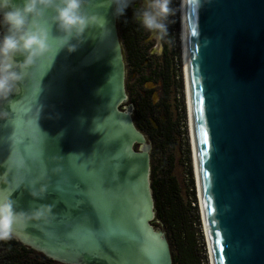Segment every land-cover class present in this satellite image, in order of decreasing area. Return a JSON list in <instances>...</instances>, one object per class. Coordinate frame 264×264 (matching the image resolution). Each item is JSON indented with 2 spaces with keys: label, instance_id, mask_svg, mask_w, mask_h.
Instances as JSON below:
<instances>
[{
  "label": "water",
  "instance_id": "water-1",
  "mask_svg": "<svg viewBox=\"0 0 264 264\" xmlns=\"http://www.w3.org/2000/svg\"><path fill=\"white\" fill-rule=\"evenodd\" d=\"M107 3L89 0L100 22L74 52L58 50L62 33L51 24V51L0 100V175L8 179L0 195L11 193L17 210L55 205L50 223L18 226L13 238L58 263L173 264L153 225L151 147L132 106H121L125 57ZM181 9L210 264H264V0H182ZM45 171L48 190L33 198L30 182Z\"/></svg>",
  "mask_w": 264,
  "mask_h": 264
},
{
  "label": "clouds",
  "instance_id": "clouds-1",
  "mask_svg": "<svg viewBox=\"0 0 264 264\" xmlns=\"http://www.w3.org/2000/svg\"><path fill=\"white\" fill-rule=\"evenodd\" d=\"M89 0H0V100H6L17 88L36 59L51 51L50 28L55 24L62 35L55 37L58 50L66 48L69 53L77 50L85 39V31L100 22L97 14L90 12ZM171 0H143L142 6L134 9L133 15L139 25L148 30L155 41L154 50H163L168 37V19L173 14ZM133 0H108L113 8V18L119 19L125 10L132 7ZM47 23L45 20L46 14ZM126 22V21H125ZM75 40L76 43H72ZM21 56L17 61L15 57ZM6 113H0L5 118ZM57 165L52 173L61 172ZM47 171L30 182L29 194L43 199L49 184L43 182ZM0 183L7 185V172L0 175ZM38 185V186H37ZM36 200L34 199L33 202ZM54 204L39 203L28 210H17V202L11 193L0 195V242L13 239L18 226L31 221L45 224L55 218Z\"/></svg>",
  "mask_w": 264,
  "mask_h": 264
},
{
  "label": "rangeland",
  "instance_id": "rangeland-1",
  "mask_svg": "<svg viewBox=\"0 0 264 264\" xmlns=\"http://www.w3.org/2000/svg\"><path fill=\"white\" fill-rule=\"evenodd\" d=\"M142 4L143 0H140L139 5L142 6ZM173 4L174 6H172ZM180 5L181 0L171 1L170 7L173 9V14L167 21L168 37L163 44L162 51L154 50L155 41L148 30L140 25H130L129 30L127 29L133 51L132 55L128 53L122 43L126 67L127 100L121 106L125 109L132 106L133 118L137 109L136 103L145 102L144 89L149 91L153 103L160 105L155 112L159 116H163L166 125L164 133H167L169 138L166 134L164 138L154 142L145 129H140V131L150 144V153L154 154L156 168L161 173L170 171V175L174 178L176 189L184 204L185 213L195 230L196 249L199 250L203 260L202 264H210L192 162L185 71L181 49L182 37H180L182 27ZM125 20L127 22V16H125ZM141 56L148 57L149 60L140 63ZM144 79L149 80L144 83L145 85H142L141 81ZM193 198H195V203L192 202ZM155 227L163 230L167 237L168 233L163 225L158 224Z\"/></svg>",
  "mask_w": 264,
  "mask_h": 264
},
{
  "label": "trees",
  "instance_id": "trees-1",
  "mask_svg": "<svg viewBox=\"0 0 264 264\" xmlns=\"http://www.w3.org/2000/svg\"><path fill=\"white\" fill-rule=\"evenodd\" d=\"M139 1L140 0H133L132 7L126 9L125 14L117 19L121 41L130 54L133 48L130 36L127 35V29L129 30L130 25H139V22L134 20L133 15L134 9L140 6ZM172 6H174V4ZM125 16H127V22L129 21V23L125 22ZM0 31H3L2 27H0ZM148 60V57L141 56L139 62H147ZM147 80L149 79H144L141 81V84L145 85L144 83ZM144 90L146 93L144 96L145 102L141 101L140 103H136L137 109L133 120L139 130L145 129L153 138L154 142L159 141L167 134L164 133V131H166V125L164 124L163 116H159L155 112L156 108L160 107V105L154 104L149 91L146 89ZM150 159V183L155 207L153 225L158 226V224H161L165 227L168 233L167 239L170 245L173 264H202L203 260L199 254V250L196 249L197 239L195 230L192 228V223L185 213L182 198L176 189V182L170 175V171H162L161 173L160 170L156 168L153 153H150ZM192 202L195 203V198H193ZM0 264L61 263L48 258L44 254L25 246L13 238L7 242H0Z\"/></svg>",
  "mask_w": 264,
  "mask_h": 264
},
{
  "label": "bare ground",
  "instance_id": "bare-ground-1",
  "mask_svg": "<svg viewBox=\"0 0 264 264\" xmlns=\"http://www.w3.org/2000/svg\"><path fill=\"white\" fill-rule=\"evenodd\" d=\"M181 2H182V0H181ZM180 10H181V13H182V9H181V5H180ZM181 24H182V20H181ZM182 26V25H181ZM180 37H182V27H181V35H180ZM181 42H182V40H181ZM181 49H182V44H181ZM183 52V51H182ZM183 62H184V60H183ZM185 70V69H184ZM185 75V74H184ZM185 78V77H184ZM185 83H186V78H185ZM185 88H186V84H185ZM186 99H187V88H186ZM187 107H188V100H187ZM189 117V116H188ZM189 122V121H188ZM188 126H189V133H190V124H188ZM190 139H191V133H190ZM190 142H191V144H192V141L190 140ZM192 162H193V169H194V175H195V166H194V158H193V152H192ZM195 178H196V175H195ZM196 186H197V188H198V183H197V180H196ZM198 190V199H199V188L197 189ZM200 201V200H199ZM206 241H207V239H206ZM210 259V258H209Z\"/></svg>",
  "mask_w": 264,
  "mask_h": 264
}]
</instances>
